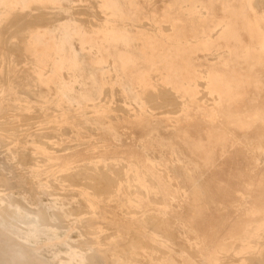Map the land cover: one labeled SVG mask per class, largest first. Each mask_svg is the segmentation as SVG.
<instances>
[{
	"label": "rangeland",
	"instance_id": "1",
	"mask_svg": "<svg viewBox=\"0 0 264 264\" xmlns=\"http://www.w3.org/2000/svg\"><path fill=\"white\" fill-rule=\"evenodd\" d=\"M4 1L5 0H0V5H1L0 6L1 7L0 8V16H1L0 17V22H1L0 23V36H1L0 37V44L3 45V46L0 45V47H1L0 51H1V53L3 52L2 53L3 55L0 54L1 55L0 56V77L2 78V80L5 83L4 87L2 89H0V109H5V110H9V111L11 109H13L10 112L13 115L10 114L9 116H7V118H5V117H4L5 119L2 118V121L0 122V124H1L0 126L6 127L8 129L7 131H9V132L6 131L7 133H5V134H7V136L0 133V139L3 140L2 141L3 142V150L2 151L8 150L10 148H15V147L17 150L21 151V152H18L16 154V160H18V161L15 163L16 167H15V171H14L13 175L15 177L18 176L19 174L21 176H25L26 174L17 172L18 169L28 167V165L31 164V162L35 163L36 160L38 161L39 158H41V156L42 157L50 156V154H44V153H38V154L26 153L25 150H26L27 146H24L23 140L27 141V143L34 144L36 146H38L40 144L39 148L43 147L46 149L48 148V150H53L55 152V154H53V156H51V157H55L56 159H58V157L60 156L57 150H59L61 148L62 149L70 148L69 151L72 150L71 152H73V153L70 152L71 154H69L67 158L61 157V159H59L56 162L57 163L55 165L56 167L55 166L54 167H55V169L58 170L60 168V166L62 167L63 164H65V162L68 159H70V157H71L76 162L81 161L80 163H84V164L86 163L88 165V168H90V169L86 168V170L85 169L82 170L83 172L82 171H75V172H71V173L62 172L63 176L65 178H66V176H68L67 179H71L73 181V182L70 181V183L68 182L67 183L68 186H64V188L68 189L65 192L66 193V197H65L66 203L70 206V208L74 207L73 209H75V210H73V209L72 210L75 211V213H80V212L87 211L86 210L87 204L81 198L77 199V197H75V194H73L74 191H72V190H74V188L77 189L79 187V186L74 185L75 181L76 182L78 181V183H80V184L86 182L85 184H87L89 187H91V191H94V190L96 191V189H99V191L97 190V192L105 193V192L110 191V188H112V187L114 189V186L111 185L114 182L119 181L123 178L127 179V178H129V176H131V172L126 173L125 170H123L120 166H118V168L114 167V169L111 168V166L110 167L108 166V169H110V170H108L107 168L100 167V166H99L100 168H98V169L94 168L93 164H91V163H93V161H91V160H96V159L99 160L100 158H105V157L110 158L112 156L111 158H113V157L118 158L119 157L118 159L120 160V162L121 163L123 162L122 164H124V162H125L124 159L127 160L128 158L129 159L134 158L135 161L137 160V162H139L141 164V172L142 173L145 172L148 174V172H150L151 178L149 176V179L152 181V179L154 178V180L156 179L157 181H160V182L164 179V176H162L161 171H159L157 168H155L153 166V164L159 165V166H161L163 164L161 166V168L166 165L167 167L165 166L166 168L164 167L163 169H168L172 173L174 178H176V179L180 178V179H178L179 182L181 183L182 187L185 190H187L189 193H191L193 191V189L196 186L195 184L199 183V184H197V186L194 190H197V192L199 194H202L203 202H205L203 205V209H198V207H197L196 212L193 213L192 212L193 205L191 203L185 201L179 193L175 192L173 189H170L169 186L163 184L162 185V193L159 195H151L150 199L145 201V203L147 202V204L145 205V203H144V207L146 208V206H147L148 211L149 212L151 211L150 213H153L151 209L154 210V213H158L157 210H159V209H160L159 212H162L163 210L165 211V212L164 211L163 212L167 216V218H164V219H167L166 221H164V219H163V221H159L158 220L159 218H157V217L154 219L148 220V224H152V222H153V224H152L153 230L156 232H152V233L149 231L145 232L144 230H146V228H145V225L143 224L140 216H138L136 218V220L138 222L135 220V221H132L133 223H131V221L130 222L127 220L125 221L123 219H121L123 221H120L121 217L119 215L114 220L105 219L106 221L105 220L103 221V223H102L103 227L102 228L103 229L105 228V229L101 233L102 235L99 236L100 241L103 240L102 243L108 242L111 234L116 233V227H118V226L120 227V225H121L120 228L125 230V232L127 231L128 233L126 232L123 235V237H121L122 239L119 238L117 240V241H119V242H117L118 245L116 242L113 244L114 248H115V252L117 253V255L121 254L120 256L127 257L130 254V252H128V251L131 250L133 245H136V239H134V238H137L135 235L138 232L139 234H142L143 236L145 235L144 237L145 238L147 237L146 239H148L152 244H155V246L158 249L161 248L160 250H162L163 252L166 249L169 250L167 252L165 251L167 254H166V257L163 260V262H154V264H168V263L170 264L171 262H172L171 264H175V263L176 264H202L201 257L200 258L197 257V250L196 249H195L196 251L189 250L190 248H189V245L186 241V238H182V235H178L179 233H178V230L176 227L180 225V223H181L180 221H183V222L187 221V222L192 223L194 225V227L199 231L200 236H201L200 240L202 242L199 249L203 253V255L205 256V258L210 260L211 264H216L215 263L216 261H218L219 264H228V263L231 264V262H232V264H254V263L255 264H259V263L263 264L264 262H262V261L264 260V256H263V254H264V235H259V232L264 231V160H263L264 159V133H261V136H259L258 135L259 132L257 133V131L251 130V133L249 136L250 138H246V140L248 142H250L252 145L250 147H247L246 149L244 147H236L235 148V153H238L241 155V156H239L241 161H243V158L245 159V163L240 165V169H239L238 174H240L241 177L238 179H233L230 177V168H229V164L227 163V160H229L230 157L228 158V152H227V148L225 146H220V157L223 159V162H221V165L219 162L218 163L219 166L217 165L218 166L217 168L216 167H212L213 169L206 168L205 165H203V163L202 164L198 163V165H197L196 162H194V160L192 158L194 156L189 152V150L187 151L188 147L186 149V147L180 141L181 140L180 138H182L184 140H186L188 138H192V137H193V139H198V138L200 139L202 136L206 137V139L211 138V137H207V134L209 135V134H213L215 132V131L211 130V123L212 124H215V123L218 124L219 122L225 123V122H228L229 119L231 118V114L227 111V108L225 107V105H219V103H217V101L215 102L213 100L206 99L204 97L205 95L202 96V94L199 92V87H198V85L196 86V84L190 83L185 88L184 84L177 81L180 77H182V75H181L182 69L179 67L162 66L161 65V63L163 62L162 59L160 60V62L156 61V63H157L156 66L149 68V69L153 70L152 74H146V73L140 74V72L142 70H144V68L139 67V70H138L137 67L133 68V67H126V66H122V67H120V66H116V67L115 66H107L106 68H104V71L106 73L104 74V76H100V77H98L97 75L84 73L82 70V67H70V68L66 67L62 71L63 74H61L58 71V67L60 66L61 62H63V61L69 62L70 61V53L68 51L66 52V49L70 48V23H69L70 22V0H30V2H28V0H6L5 2ZM84 4L85 3H83L82 0H79L76 3V8L81 7ZM101 5L102 4H98V10L99 11H103V8ZM36 8H37V10H36ZM39 12H40V14H39ZM18 14H20V15H18ZM58 14H60V15H58ZM33 15H35V16H33ZM37 15H40V16H37ZM41 15H42V17H41ZM36 17H38V18H36ZM41 18L42 19L44 18V19L42 20ZM45 20H47V21H45ZM31 21L34 24L33 23L31 24ZM18 25H19V27H18ZM21 25H22V27H21ZM34 25H36L37 27ZM26 27H27V29H26ZM6 28L8 31L6 30ZM25 29L27 30V31H25L26 34L23 31ZM6 31H7V34H4V32L6 33ZM19 32L21 35L23 34L24 36L21 37L19 35ZM11 33H14V34L16 33V36H18V37H13L14 34H11ZM62 33H64V34H62ZM36 34L39 37H35ZM59 34H62L63 38H64L61 45H59V43H58ZM19 36H20V38H19ZM2 37H3V40L1 39ZM17 38L20 39L19 42H18ZM23 38L25 40H23ZM6 40L8 41L9 44L11 42V44H13V45H8V47H7L8 43H6ZM20 42H22V43H20ZM14 44H15V46H14ZM17 44L18 45L20 44V46H24L25 48L24 47L22 48L24 50L23 51H22V49L20 50V48H21L20 46H18V48H17L18 50H16ZM6 48H7V50H6ZM2 49H4V50H2ZM19 50H20V52H18ZM5 51H7L6 52L7 54L5 55V57H3ZM11 51H13L14 54L11 53ZM21 52H24V53H21ZM55 53H56V55H55ZM20 54L21 55L23 54L22 57ZM24 56H25V58H24ZM15 57H17V60ZM27 57L30 59H27ZM5 58H7V59H5ZM23 58H24V60H23ZM2 61L6 64H4ZM18 61L20 62V65H18L19 64ZM21 61H22V64H21ZM33 62L35 64H33ZM11 63H14V64H11ZM49 63H50V65H49ZM5 65H6V67H5ZM28 65H29V67H28ZM23 67H25V69H23ZM129 68H131V69H129ZM136 69L139 71V77H141L140 84H137L136 83L137 81H134L135 76H134V74L131 73V72H133V70H136ZM127 70H128V72H127ZM2 71H3V73H2ZM29 72H30V74H29ZM142 72H144V71H142ZM166 72L168 74H166ZM24 73H26V74H24ZM33 73H34V76H33ZM3 74H4V76H3ZM22 74H24L25 76L24 75L22 76ZM130 74H132L133 77ZM69 75H70V78L76 80V83H75L74 88L70 89L69 91H66V90L61 88V85H60L61 84V77L64 76L67 79V78H69L68 77ZM117 75H119L120 77ZM162 79H164V82H162ZM99 80H100V82H99ZM110 80H112V81H110ZM158 85L159 86L163 85V87H172L173 92L176 93L177 95H179V93H181V92L186 93L187 96L190 97V99L188 100L187 113L185 112L186 110H184V111L182 110L179 113L177 112L176 115L175 114L174 115L169 114L168 112H170L173 109L176 110V107L170 106V108H168V104L166 105L167 101L169 100L168 97L164 98V96H163L162 99L156 100L158 102L152 101V103H155V105L151 103V100L147 101L148 96L150 94H152V92H156L159 89ZM116 87H117V89H120V90H117ZM202 90H205V89H202ZM116 91H120V92L117 93ZM206 91H210V88L207 87ZM103 92H105V93H103ZM106 93H107V95H106ZM199 95H201V96H199ZM121 96H123V97H121ZM197 96L202 97V99L201 98L198 99L200 103L198 102V100H196ZM163 99H165L164 101L166 103H164ZM207 101L210 104L207 103ZM252 101L255 102L258 100H252ZM260 101H261V103L264 102V100H260ZM118 102H120V103H118ZM204 102H206V103H204ZM160 103H162V105ZM163 103L166 105V106L165 105L164 106L167 107L170 111H168L167 108H164ZM87 104H88V106H87ZM96 104H98V105H96ZM115 104H117V105H115ZM118 104H119V106H118ZM158 104L160 106H163V108L159 109L160 106ZM201 104H203V105H201ZM4 105H5V108H4ZM151 105L156 106V108H158V109L155 110L156 108L154 106H153V108L150 107ZM192 105H194V106L191 107ZM210 105H211V107H210ZM117 106L121 107V109L123 108L122 111H121V109L119 110V108H117ZM207 107H208V109H206ZM27 108H29V109H27ZM84 108H86V109H84ZM136 108H137V110H136ZM150 108H152V109L150 110ZM85 111H87V112H85ZM123 111H124V113H126L125 115H124ZM156 111H158L159 113H157ZM165 111H168V112H165ZM27 112H29V113H27ZM88 112H90V113H88ZM76 113L78 114V116ZM24 114L29 115V116H26V119H25ZM34 114H36L37 117ZM38 114L40 115V117H38L39 116ZM50 114H52V115H50ZM64 114H66V115H64ZM75 114H76V116H75ZM109 114H111V115H109ZM193 114H195V115H193ZM72 115H74V116H72ZM198 115H200V116H198ZM138 116L139 117L141 116V118H138ZM194 116H195V118H194ZM197 116L200 119H198ZM22 117L26 121H23L24 119ZM27 117H28V119H27ZM69 117H70V119H68ZM109 117H111L112 119ZM113 117L116 119L115 121L113 120L114 119ZM169 117H171V118H169ZM34 118H37V119H34ZM96 118H98V119H96ZM126 118H127V120H126ZM154 118H156V119H154ZM162 118H165V119H162ZM224 118H226V119H224ZM83 119H85V120H83ZM101 119L102 120L104 119V120L102 121ZM134 119H135V121H134ZM147 119H149V120H147ZM171 119H172V121H171ZM194 119L195 120L198 119V120H196L197 122ZM263 119H264V115L251 114V115L247 116V121L250 122L251 125H254V126H258V122L262 124L260 126H264V120ZM123 120H125V121H123ZM141 120H142V123H141ZM144 120L146 121V123ZM62 121L63 122L65 121V123L63 124ZM155 121L157 122V124ZM165 121H167V122H165ZM172 122H174V123H172ZM175 122L176 123L178 122V123L176 124ZM2 123H4L5 126ZM9 123H11V124H9ZM32 123H35V124L33 125ZM83 123H84V125H83ZM168 123H171V124H168ZM187 123L188 124L191 123L192 125L190 124V126H189ZM183 124H185V125H183ZM25 125H26V127H25ZM57 125H59L58 129L55 128V127H57ZM17 126L20 127V129H22V130L24 128V130L23 131L21 130V132L16 131ZM35 126H36V128H34ZM171 126H174V128L171 129ZM65 127H67V128H65ZM28 128H30V129L27 130ZM124 128H127V129H124ZM194 128H198V130H194ZM63 129H65V131ZM120 129L122 131H120ZM185 129H186V131H185ZM77 130H79V131H77ZM153 130H154V133H153ZM75 131L78 133L77 135H75L76 134ZM85 131H86V133H85ZM110 131H112V132H110ZM116 131H117V133L120 132L119 133L120 135L115 134ZM124 131H125V133H124ZM109 132H110V134H109ZM183 132H188L190 137H187ZM48 133L53 134V136L51 134H48ZM59 133L64 135V136L60 135ZM146 133H148V135ZM160 133H161V135H160ZM164 133H166L167 135ZM121 134H122V136H121ZM125 134H127V135L125 136ZM169 134H171V135H169ZM22 135H23V137H25V136H27V137L23 138ZM39 135H42V136L47 135L48 137H50V135H51L52 138L50 137V138L46 139L45 137H41V139H40ZM54 135H55V137H54ZM96 136H98L99 138ZM130 136H131V138H130ZM168 136L171 139H169ZM172 136H173V138H172ZM29 137H31L30 139H32V140H30ZM43 138H45V139L43 140ZM97 138L99 140H97ZM104 138H106V139L104 140ZM26 139H28V140H26ZM65 139H67V140H65ZM133 139H134V141H133ZM21 140H22V142H21ZM15 142H18V143H16V146H15ZM55 142H56V146L54 145ZM73 142H75V143H73ZM115 142H117V143H115ZM43 143H44V145H43ZM71 143H73V144H71ZM253 143L256 145H254ZM57 144L61 145V146H58ZM62 144H66V145L62 146ZM74 144L77 147L74 146ZM102 144H103V146H101ZM108 144H110V145H108ZM69 145H70V147H69ZM171 145H172V147H171ZM9 146H11V147L9 148ZM17 146H19V147H17ZM51 146L53 147V149H50ZM64 146H65V148H64ZM130 146H132V147H130ZM143 146H146V147H143ZM57 147H59V148H57ZM72 147H74V148H72ZM94 147H95V150H94ZM134 147H135V149H133ZM20 149H22V150H20ZM88 149L89 150L91 149V150L88 151ZM103 149H106V150H103ZM180 149H181V151H180ZM99 150H101V151H99ZM182 150L184 152H182ZM87 151H88V153H87ZM56 152H57V154H56ZM163 152H164V154H163ZM189 153L191 156L187 155ZM243 153L245 155H247L248 157L247 158L242 157ZM142 154H143V156H142ZM20 155H21V157H19ZM27 155H28L29 159H28ZM259 155L262 157H259ZM166 156H167V158H166ZM188 156L190 157V159ZM148 157H149V159H148ZM259 158L261 159V162H260ZM3 160H5V156H3ZM26 161H27V163H26ZM147 161H148V163H147ZM155 161H158V162H155ZM162 161H163V163H162ZM89 162H90V164H89ZM190 162H191V164H190ZM259 163H260V165H259ZM177 165H178V168L175 167ZM201 165L203 167H201ZM18 166H20V167H18ZM168 166H169V168H168ZM193 166H195V167H193ZM92 167H93V169H92ZM119 167H120V169H122L124 171V173L122 170L119 169ZM142 167H144V168H142ZM191 167H192V169H191ZM199 167H200V169L201 168H203V169L200 170ZM176 168H177V170H176ZM182 168H183V170H182ZM218 168H219V170L221 169L220 174L218 173L219 171H217ZM243 168L246 169L244 174L242 172ZM106 169H107V171H106ZM101 170H103V171H101ZM144 170H146V171H144ZM205 170H207V171H205ZM104 171L106 173H104ZM184 171H185V173H184ZM189 171H190V173H189ZM216 171H217V173H216ZM77 172L80 174H78ZM213 172H215V173H213ZM16 173H18V174H16ZM91 173L93 176L91 175ZM94 173L96 175L95 178H94ZM101 173L105 174L106 176H104ZM109 174L114 176L116 181ZM124 174H127V176H125ZM185 174H187L188 176ZM204 174H205V176H204ZM212 174H214L215 176L220 175L221 177L220 176L214 177V175H212ZM84 175H85V177H84ZM122 175H124V176H122ZM199 175H201L200 177H204V178H199ZM118 176L120 177V179L118 178ZM111 177H112V180H111ZM189 177H191V178H189ZM208 177H213L214 182H213L212 178L208 179ZM78 178H79V180H78ZM215 178H216V180H215ZM99 179H100V181H99ZM103 179L104 180L106 179V180H105V183L103 181V184H102L101 181ZM202 179H204V180L206 179L205 182H203ZM218 179L219 180L223 179L224 181H222V182L226 183L225 186L223 184H221L222 183L221 181L219 183ZM109 180L111 182L113 180L114 181H113V183L110 182L111 184L109 185V182H106ZM207 180H208V182H207ZM14 181H15V179H14ZM14 181H11V184H13ZM194 181H196V182H194ZM215 181H217V182H215ZM90 182H91V184H90ZM210 182H211V184H210ZM104 184H108L110 186V188H109V186L104 185ZM57 185H59V184H56V186ZM73 185L76 187H74ZM103 185L105 187H103ZM211 185H213V187H210ZM69 186H73L74 188L71 187L72 190H70ZM193 186H194V188H193ZM58 187H60V186H58ZM198 188L199 189L201 188V189L199 190ZM213 188H215V192H214ZM113 189H111V191ZM203 190L206 193L203 192ZM209 190H211V191L207 192ZM216 190L218 192H216ZM212 192H214V195ZM241 192H242V194H240ZM243 192H245V193L243 194ZM250 192H251V195H249ZM207 193H210V194H208L209 197L207 196ZM218 193H220V194H218ZM204 195H206V196H204ZM216 195L218 196V198L215 197ZM162 196L163 197L166 196V197L163 198ZM211 197H212L213 201H212ZM220 197H222V198H220ZM249 197L252 199H250ZM72 198H73V200H72ZM152 198H154V199H152ZM156 198H158V199H156ZM214 198H216L218 201L216 199L214 200ZM163 199L165 200V202L163 201ZM69 200H70V203H69ZM151 200H152V202H151ZM179 201L181 202V204ZM157 202H159L160 205ZM172 202H175V203H172ZM176 202L179 204H177ZM238 202H241V203H238ZM243 202L244 203L247 202V204L246 203L244 204ZM168 203H169V205H168ZM214 203H216V204H214ZM248 203H250V204H248ZM74 205L75 206L78 205V206H76L77 209ZM157 205H159V206H157ZM207 205L209 206V208ZM220 206H222V207H220ZM242 206L244 207V209ZM109 208H110L109 206L105 207L104 211H103L105 214L104 216H107L108 218H110L111 215L112 216L114 215L112 208L111 209H109ZM247 209L249 210V212ZM108 210H109V213L106 214V212ZM241 211H243V212H241ZM244 211H245V213H244ZM172 214H173V217H171ZM238 215H239V217H238ZM168 219L171 220L172 222L169 221ZM174 219H176L179 224H176L175 222H173ZM242 219H244V221ZM245 220H247V222ZM108 221H110V222H108ZM123 222H124V224H123ZM141 222H142V224H141ZM168 222L170 223L169 224L170 227L168 226ZM119 223H120V225H119ZM109 224H110V227H109ZM92 225L95 226L94 222L90 221L88 224L89 229L87 231V233H89L88 234L89 237H91L90 233H92L91 228L94 227ZM112 225H113V227H111ZM236 225H239V226H236ZM134 226H136V227H134ZM158 226H160L161 231H160V228ZM235 226H236V228H235ZM123 227L126 229H124ZM140 227H142V229H140ZM108 229H110V230H108ZM130 229H131V231H130ZM89 230H90V232H89ZM109 231L113 232V233H110ZM227 231H228V233H227ZM105 232H107V233H105ZM140 232H142V233H140ZM108 233H109V235H108ZM166 233H169V234L171 233V234L169 235ZM172 233H174V234L172 235ZM179 238L181 241L183 239L184 240L181 242L179 240ZM162 240H166V241H162ZM173 241L174 242L176 241V242L174 243ZM260 241H261V243H260ZM128 242H130V243H128ZM171 242H173V243H171ZM172 244H174V245H172ZM180 244H182V245H180ZM210 244H211V246H210ZM176 246H178V247H176ZM181 246H183V247H181ZM185 246H186V248H185ZM173 247L174 248L175 247L180 248V250L174 249ZM210 247H211V249H209ZM123 251H126V252H123ZM194 253H196V255ZM124 254H126V256ZM173 254H175V255H173ZM104 255H105L104 256V262L106 264H117L114 260H112V259L110 260L106 250L104 251ZM172 255L174 256L175 260H174ZM231 255H232V257H231ZM175 256H177L178 258ZM186 257H188L190 260L188 258L186 259ZM254 257H256V259H258L259 261L261 259L262 260L259 262ZM197 258L200 260V262ZM250 258H251V260H250ZM252 258H254V259H252ZM195 259H196V261H195ZM169 260H171V261H169ZM255 260H256V262H254ZM251 261H253V263H251Z\"/></svg>",
	"mask_w": 264,
	"mask_h": 264
},
{
	"label": "bare ground",
	"instance_id": "2",
	"mask_svg": "<svg viewBox=\"0 0 264 264\" xmlns=\"http://www.w3.org/2000/svg\"><path fill=\"white\" fill-rule=\"evenodd\" d=\"M6 1V0H5ZM4 1V2H5ZM83 1V0H82ZM85 1V0H84ZM92 1V0H91ZM15 2V1H14ZM23 2V1H22ZM28 2H30V0H28ZM128 2V1H127ZM260 2V1H259ZM2 3V2H1ZM27 3V2H26ZM89 3V2H88ZM142 3H143V1H142ZM16 4V3H15ZM24 4V3H23ZM63 4V3H62ZM123 4V3H122ZM256 4V3H255ZM152 5V4H151ZM1 6V5H0ZM164 6V5H163ZM211 6V5H210ZM252 6H253V3H252ZM73 7H75V6H73ZM95 7V6H94ZM160 7V6H159ZM165 7V6H164ZM213 7V6H212ZM1 8V7H0ZM4 8V7H3ZM32 8V7H31ZM149 8V7H148ZM11 9V8H10ZM9 9V10H10ZM144 9V8H143ZM152 9H153V7H152ZM159 9V8H158ZM161 9H163V8H161ZM161 9H159V10H161ZM211 9V8H210ZM264 9V8H263ZM36 10H37V8H36ZM35 10V11H36ZM87 10V9H86ZM119 10H120V8H119ZM131 10V9H130ZM145 10V9H144ZM212 10V9H211ZM15 11V10H14ZM24 11V10H23ZM77 11V10H76ZM122 11V10H121ZM89 12V11H88ZM97 12V11H96ZM214 12V11H213ZM4 13V12H3ZM36 13V12H35ZM45 13V12H44ZM72 13V12H71ZM145 13V12H144ZM147 13V12H146ZM212 13V12H211ZM214 13H216V12H214ZM217 13H219V12H217ZM2 14V13H1ZM39 14H40V12H39ZM74 14V13H73ZM80 14V13H79ZM135 14V13H134ZM232 14V13H231ZM18 15H20V14H18ZM24 15V14H23ZM22 15V16H23ZM44 15V14H43ZM46 15V14H45ZM48 15V14H47ZM58 15H60V14H58ZM71 15V14H70ZM86 15V14H85ZM97 15V14H96ZM219 15V14H218ZM15 16V15H14ZM27 16V15H26ZM33 16H35V15H33ZM37 16H40V15H37ZM79 16V15H78ZM101 16V15H100ZM137 16V15H136ZM225 16V15H224ZM1 17V16H0ZM17 17V16H16ZM41 17H42V15H41ZM44 17V16H43ZM72 17V16H71ZM89 17V16H88ZM98 17V16H97ZM127 17V16H126ZM139 17V16H138ZM144 17V16H143ZM179 17V16H178ZM231 17V16H230ZM15 18V17H14ZM23 18V17H22ZM36 18H38V17H36ZM91 18V17H90ZM99 18V17H98ZM132 19H133V17H131ZM156 18V17H155ZM217 18V17H216ZM11 19V18H10ZM42 19V18H41ZM44 19V18H43ZM42 19V20H43ZM47 19V18H46ZM64 19V18H63ZM138 19V18H137ZM142 19V18H141ZM24 20V19H23ZM38 20V19H37ZM118 20V19H117ZM35 21V20H34ZM40 21V20H39ZM38 21V22H39ZM45 21H47V20H45ZM60 21V20H59ZM140 21V20H139ZM152 21H154V20H152ZM203 21V20H202ZM23 22V21H22ZM25 22V21H24ZM36 22V21H35ZM50 22V21H49ZM102 22V21H101ZM134 22V21H133ZM233 22H235V20L233 21ZM1 23V22H0ZM17 23V22H16ZM33 22L31 21V24H32ZM42 23V22H41ZM70 23V22H69ZM19 24V23H18ZM21 24V23H20ZM34 24V23H33ZM48 24V23H47ZM46 24V25H47ZM75 24V23H74ZM89 24V23H88ZM4 25V24H3ZM42 25V24H41ZM45 25V26H46ZM100 25V24H99ZM232 25V24H231ZM11 26V25H10ZM9 26V27H10ZM14 26V25H13ZM16 26V25H15ZM30 26V25H29ZM34 26H36V25H34ZM83 26V25H82ZM86 26V25H85ZM89 26V25H88ZM92 26V25H91ZM213 26V25H212ZM8 27V28H9ZM18 27H19V25H18ZM21 27H22V25H21ZM31 27V26H30ZM37 27V26H36ZM39 27V26H38ZM92 27H94V26H92ZM102 27H103V25H102ZM125 27V26H124ZM141 27V26H140ZM17 28V27H16ZM84 28V27H83ZM88 28V27H87ZM126 28V27H125ZM165 28V27H164ZM23 29V28H22ZM26 29H27V27H26ZM23 30L24 31V33L26 34V32L25 31H27V30ZM41 29V28H40ZM46 29V28H45ZM95 29V28H94ZM99 29V28H98ZM166 29H167V27H166ZM165 29V30H166ZM171 29V28H170ZM186 29H189V28H186ZM192 29V28H191ZM6 30H7V28H6ZM10 30V29H9ZM15 30V29H14ZM31 30V29H30ZM88 30H89V28H88ZM91 30V29H90ZM128 30V29H127ZM184 30V29H183ZM8 31V30H7ZM7 31H6V33L4 32V34H7ZM33 31V30H32ZM131 31V30H130ZM149 31V30H148ZM152 31V30H151ZM181 31V30H180ZM194 31H196V29L194 30ZM11 32V31H10ZM21 32V31H20ZM20 32H19V35L21 36V37H23L24 35L22 34H20ZM47 32V31H46ZM52 32V31H51ZM63 32V31H62ZM91 32V31H90ZM166 32V31H165ZM190 32H191V30H190ZM189 32V33H190ZM134 33V32H133ZM147 33V32H146ZM161 33V32H160ZM172 33V32H171ZM174 33V32H173ZM182 33H184V32H182ZM11 34H14V33H11ZM62 34H64V33H62ZM62 34H59V41H58V43H59V45H61L62 44V41H63V35ZM15 35V36H14ZM13 35V37H18V36H16V33ZM132 35V34H131ZM134 35V34H133ZM169 35V34H168ZM177 35V34H176ZM175 35V36H176ZM189 35V34H188ZM207 35V34H206ZM20 36H19V38H20ZM45 36V35H44ZM57 36V35H56ZM73 36V35H72ZM145 36V35H144ZM163 36V35H162ZM186 36H187V33H186ZM185 36V37H186ZM190 36V35H189ZM201 36V35H200ZM1 37V36H0ZM35 37H39L37 34L35 35ZM126 37V36H125ZM138 37V36H137ZM58 38V37H57ZM128 38V37H127ZM130 38V37H129ZM135 38V37H134ZM147 38V37H146ZM159 38V37H158ZM171 39H173L172 37H170ZM189 38V37H188ZM205 38V37H204ZM2 40H3V37L1 38ZM6 39V38H5ZM22 39V38H21ZM27 39V38H26ZM126 39V38H125ZM185 39V38H184ZM17 40H18V42H19V40L20 39H18L17 38ZM23 40H25L24 38H23ZM34 40V39H33ZM57 40V39H56ZM123 40H124V38H123ZM150 40V39H149ZM174 40V39H173ZM183 40V39H182ZM187 40V39H186ZM241 40H243V39H241ZM5 41V40H4ZM22 41V40H21ZM35 41V40H34ZM127 41V40H126ZM134 41V40H133ZM135 41H136V39H135ZM158 41H160V40H158ZM24 42V41H23ZM36 42V41H35ZM131 42V41H130ZM219 42V41H218ZM221 42V41H220ZM2 43V42H1ZM6 43H8V41L6 40ZM20 43H22V42H20ZM25 43V42H24ZM40 43V42H39ZM213 43V42H212ZM248 43V42H247ZM123 44V43H122ZM128 44V43H127ZM139 44V43H138ZM203 44V43H202ZM220 44V43H219ZM245 44V43H244ZM1 45V44H0ZM8 45H13V44H11V42H10V44L8 43L7 44V47H8ZM137 45V44H136ZM218 45V44H217ZM216 45V46H217ZM255 45V44H254ZM1 46H3V45H1ZM14 46H15V44H14ZM18 46H20V44L18 45L17 44V46H16V50H18L17 48H18ZM195 46V45H194ZM202 46V45H201ZM6 47V46H5ZM21 48H20V50L24 47V46H20ZM79 47V46H78ZM129 47V46H128ZM151 47V46H150ZM154 47V46H153ZM189 47V46H188ZM196 47V46H195ZM3 48V47H2ZM25 48V47H24ZM34 48V47H33ZM173 48V47H172ZM176 48V47H175ZM242 48V47H241ZM0 49H1V47H0ZM74 49V48H73ZM78 49V48H77ZM85 49V48H84ZM139 49V48H138ZM257 49V48H256ZM2 50H4V49H2ZM6 50H7V48H6ZM20 50L18 51V52H20ZM24 49H22V51H23ZM79 50V49H78ZM87 50V49H86ZM123 50V49H122ZM202 50V49H201ZM15 51V50H14ZM118 51V50H117ZM129 51H131V50H129ZM128 51V52H129ZM134 52L136 51V50H133ZM133 51H131V53L133 52ZM198 51V50H197ZM7 51H5V53H4V56L3 57H5V55L7 54L6 53ZM9 52V51H8ZM3 53V52H2ZM1 53V51H0V54L1 55H3ZM10 53V52H9ZM11 53H13V51H11ZM21 53H24V52H21ZM118 53V52H117ZM136 53V52H135ZM151 53V52H150ZM159 53V52H158ZM14 54V53H13ZM116 54V53H115ZM133 54V53H132ZM188 54V53H187ZM196 54V53H195ZM218 54V53H217ZM0 55V56H1ZM21 55V54H20ZM23 55V54H22ZM22 55H21V57H22ZM25 55V54H24ZM55 55H56V53H55ZM134 55V54H133ZM132 55V56H133ZM137 55V54H136ZM229 55V54H228ZM19 56V55H18ZM17 56V57H18ZM26 56V55H25ZM25 56H24V58H25ZM53 56V55H52ZM169 56V55H168ZM176 56V55H175ZM202 56V55H201ZM214 56H216V54L214 55ZM7 57V56H6ZM17 57H15L16 58V60H17ZM94 57V56H93ZM137 57V56H136ZM156 57H157V55H156ZM184 57V56H183ZM8 58V57H7ZM7 58H5V59H7ZM24 58H23V60H24ZM58 58V57H57ZM147 58V57H146ZM176 58V57H175ZM187 58V57H186ZM195 58V57H194ZM199 58H200V56H199ZM202 59L204 58L203 56L201 57ZM235 58H237V57H235ZM234 58V60H236ZM3 59V58H2ZM27 59H30V58H28L27 57ZM92 59V58H91ZM93 59H95V58H93ZM116 59H117V56H116ZM171 59V58H170ZM19 60V59H18ZM84 60V59H83ZM136 60V59H135ZM154 60H155V58H154ZM161 60V59H160ZM174 60V59H173ZM4 61V60H3ZM2 61V62H3ZM50 61V60H49ZM171 61V60H170ZM191 61V60H190ZM6 62V61H5ZM16 62V61H15ZM14 62V63H15ZM19 62V61H18ZM117 62V61H116ZM119 62V61H118ZM137 62V61H136ZM139 62V61H138ZM160 62V61H159ZM167 62V61H166ZM4 63V62H3ZM14 63H11V64H14ZM70 61L69 62H67V61H63V62H61V64H60V66L58 67V71L61 73V74H63L62 73V71L64 70V68H66V67H73L72 66V64L70 65ZM146 63V62H145ZM235 63V62H234ZM4 64H6V63H4ZM21 64H22V61H21ZM33 64H35L34 62H33ZM88 64V63H87ZM86 64V65H87ZM100 64V63H99ZM137 64V63H136ZM203 64V63H202ZM18 65H20V62H19V64ZM49 65H50V63H49ZM118 65H120V63L118 64ZM140 65H141V62H140ZM166 65V64H165ZM200 65V64H199ZM89 66V65H88ZM138 66V65H137ZM170 66V65H169ZM234 66H236V65H234ZM3 67V66H2ZM5 67H6V65H5ZM28 67H29V65H28ZM91 68V67H90ZM95 68V67H94ZM23 69H25V67H23ZM49 69V68H48ZM57 69V68H56ZM129 69H131V68H129ZM186 69V68H185ZM31 70V69H30ZM96 70V69H95ZM137 70V69H136ZM236 70V69H235ZM240 70V69H239ZM261 70V69H260ZM25 71V70H24ZM28 71V70H27ZM26 71V72H27ZM132 71V70H131ZM187 71V70H186ZM198 71V70H197ZM238 71V70H237ZM127 72H128V70H127ZM136 72V71H135ZM2 73H3V71H2ZM1 73V74H2ZM43 73V72H42ZM49 73V72H48ZM236 73V72H235ZM242 73H243V71H242ZM261 73V72H260ZM24 74H26V73H24ZM24 74H22V76L24 75ZM29 74H30V72H29ZM156 74V73H155ZM154 74V75H155ZM204 74V73H203ZM226 74V73H225ZM248 74V73H247ZM6 75V74H5ZM130 75H132V74H130ZM157 75V74H156ZM206 75V74H205ZM240 75H242V74H240ZM3 76H4V74H3ZM25 76V75H24ZM31 76V75H30ZM33 76H34V73H33ZM44 76V75H43ZM113 76V75H112ZM117 76H119V75H117ZM152 76V75H151ZM178 76V75H177ZM69 78H65L64 76H62L61 77V88L62 89H64V90H66V91H69L70 89H72V88H74V86H75V83H76V80H74V79H72V78H70V75L68 76ZM87 77V76H86ZM107 77V76H106ZM114 77V76H113ZM120 77V76H119ZM133 77V76H132ZM256 77V76H255ZM254 77V78H255ZM23 78V77H22ZM25 78V77H24ZM43 78V77H42ZM83 78V77H82ZM254 78H251L252 79V81L254 80ZM50 79V78H49ZM113 79V78H112ZM153 79V78H152ZM5 80V79H4ZM52 80V79H51ZM240 80V79H239ZM244 80V79H243ZM247 79H245V81H246ZM6 81V80H5ZM54 81V80H53ZM110 81H112V80H110ZM119 81V80H118ZM130 81V80H129ZM199 81V80H198ZM252 81H251V83H252ZM133 82V81H132ZM204 82H205V80H204ZM229 82V81H228ZM235 82H238V81H235ZM254 82V81H253ZM118 83V82H117ZM121 83V82H120ZM198 83V82H197ZM248 85H246V86H248L249 87V83L248 82H246ZM4 81L2 80V78L0 77V89H2L3 87H4ZM53 84V83H52ZM185 84V83H184ZM202 84H204V83H202ZM239 84V83H238ZM242 84V83H241ZM59 85V84H58ZM132 85V84H131ZM227 85V84H226ZM119 86V85H118ZM117 86V87H118ZM159 86V85H158ZM198 86H199V83H198ZM241 86V85H240ZM245 86V87H246ZM117 87H116V89H117ZM204 87V86H203ZM229 87V86H228ZM243 87V86H242ZM158 89V88H157ZM59 90V89H58ZM105 90V89H104ZM117 90H120V89H117ZM34 91V90H33ZM52 91V90H51ZM37 92V91H36ZM117 93L118 92H120V91H116ZM139 92V91H138ZM200 92V91H199ZM251 92V91H250ZM103 93H105V92H103ZM116 93V94H117ZM151 93V92H150ZM52 94V93H51ZM145 94V93H144ZM143 94V95H144ZM232 94V93H231ZM250 94V93H249ZM253 94V93H252ZM105 95V94H104ZM106 95H107V93H106ZM122 95V94H121ZM149 95V94H148ZM204 95H206V94H204ZM227 95V94H226ZM248 95V94H247ZM64 96V95H63ZM62 96V97H63ZM117 96V95H116ZM163 96H164V98L166 97H168L169 98V100L167 101V103L164 101L165 99H163V101H164V103H166V105L168 104V108H170V106L171 107H176V110L175 109H173V110H169L167 107H165L166 105L163 103V106H164V108H167V110L168 111H170V112H168V111H165V112H168L169 114H175L176 115V113L178 112H180V111H182V110H184V101L183 100H181V98H180V96L179 95H177L176 93H174V92H172V91H170V88H164L163 87V85H161V86H159V89L156 91V92H152V94H150L149 96H148V99H147V101H150L151 100V103H152V101L154 102H158V101H156V100H158V99H162L163 98ZM200 96V95H199ZM203 96V95H202ZM225 96V95H224ZM15 97V96H14ZM120 97V96H119ZM121 97H123V96H121ZM140 97V96H139ZM147 97V96H146ZM205 97V96H204ZM207 97V96H206ZM205 97V98H206ZM228 97V96H227ZM252 97V96H251ZM110 98V97H109ZM200 98V97H199ZM214 98H216L215 96H214ZM249 98V97H248ZM262 98V97H261ZM14 99V98H13ZM65 99V98H64ZM103 99V98H102ZM101 99V100H102ZM142 99V98H141ZM145 99V100H146ZM201 99H202V97H201ZM200 99V100H201ZM206 99H208V97L206 98ZM217 99V98H216ZM196 100H198V99H196ZM210 100V99H209ZM227 100V99H226ZM56 101V100H55ZM54 101V102H55ZM146 101V102H147ZM215 102H216V100H214ZM5 102V101H4ZM145 102V101H144ZM169 102V103H168ZM198 102H199V100H198ZM197 102V103H198ZM212 102V101H211ZM2 103V102H1ZM88 103V102H87ZM97 103V102H96ZM104 103V102H103ZM118 103H120V102H118ZM195 103V102H194ZM200 103V102H199ZM202 103V102H201ZM204 103H206V102H204ZM207 103H209L208 101H207ZM237 103V102H236ZM263 103V102H262ZM146 104V103H145ZM152 104H154L155 105V103H152ZM157 104V103H156ZM161 105H162V103H160ZM210 104V103H209ZM208 104V105H209ZM61 105V104H60ZM67 105V104H66ZM65 105V106H66ZM96 105H98V104H96ZM107 105V104H106ZM115 105H117V104H115ZM143 105V104H142ZM150 105V104H149ZM153 105V106H154ZM159 105V104H158ZM201 105H203V104H201ZM200 105V106H201ZM40 106V105H39ZM85 106V105H84ZM87 106H88V104H87ZM91 106V105H90ZM95 106V105H94ZM118 106H119V104H118ZM117 106V108H119V110L121 109V107H118ZM153 106L151 105L150 107H152L153 108ZM160 106V105H159ZM158 106V107H159ZM163 106H160L159 107V109L160 108H163ZM194 105H192L191 107H193ZM9 107V106H8ZM26 107V106H25ZM28 107V106H27ZM43 107V106H42ZM45 107V106H44ZM63 107V106H62ZM133 107V106H132ZM155 108H156V106H154ZM178 107V108H177ZM203 107V106H202ZM210 107H211V105H210ZM209 107V108H210ZM213 107V106H212ZM4 108H5V105H4ZM64 108V107H63ZM115 108V107H114ZM116 108V109H117ZM152 108H150V110L152 109ZM154 108V109H155ZM204 108V107H203ZM27 109H29V108H27ZM33 109V108H32ZM31 109V110H32ZM40 109V108H39ZM50 109V108H49ZM84 109H86V108H84ZM101 109V108H100ZM104 109V108H103ZM106 109V108H105ZM123 109V108H122ZM122 109H121V111H122ZM158 108H156L155 110H157ZM172 109V108H171ZM206 109H208V107L206 108ZM256 109V108H255ZM11 110H13V109H11ZM11 110L9 111V110H5V109H0V122L2 121V118H7V116H9L11 113ZM15 110V109H14ZM24 110V109H23ZM34 110V109H33ZM77 110V109H76ZM118 110V109H117ZM125 110V109H124ZM136 110H137V108H136ZM215 110V109H214ZM25 111V110H24ZM74 111V110H73ZM72 111V112H73ZM216 111V110H215ZM38 112V111H37ZM85 112H87V111H85ZM91 112V111H90ZM90 112H88V113H90ZM118 112V111H117ZM157 113H159L158 111H156ZM233 112V111H232ZM23 113V112H22ZM27 113H29V112H27ZM107 113V112H106ZM109 113V112H108ZM123 113H124V111H123ZM128 113V112H127ZM137 113V112H136ZM191 113V112H190ZM194 113V112H193ZM206 113V112H205ZM204 113V114H205ZM219 113V112H218ZM217 113V114H218ZM234 113V112H233ZM238 113V112H237ZM53 114V113H52ZM52 114H50V115H52ZM68 114V113H67ZM70 114V113H69ZM77 114V113H76ZM76 114H75V116H76ZM126 113H124V115H125ZM138 114V113H137ZM168 114V115H169ZM192 114V113H191ZM202 114V113H201ZM210 114V113H209ZM212 114V113H211ZM221 114V113H220ZM11 115H13V114H11ZM22 115V114H21ZM25 115V119H26V116H29V115H26V114H24ZM23 115V116H24ZM35 116H36V114H34ZM33 115V116H34ZM39 115V114H38ZM62 115V114H61ZM64 115H66V114H64ZM109 115H111V114H109ZM113 115V114H112ZM118 115V114H117ZM128 115V114H127ZM139 115V114H138ZM193 115H195V114H193ZM203 115V114H202ZM206 115V114H205ZM48 116V115H47ZM72 116H74V115H72ZM77 116H78V114H77ZM86 116V115H85ZM116 116V115H115ZM198 116H200V115H198ZM198 116H197V118H198ZM225 116V115H224ZM228 116V115H227ZM233 116V115H232ZM37 117V116H36ZM38 117H40V115L38 116ZM112 117V116H111ZM111 117H109V118H111ZM189 117V116H188ZM193 117V116H192ZM226 117V116H225ZM236 117V116H235ZM241 117V116H240ZM240 117H238V118H240ZM4 118V119H5ZM21 118V117H20ZM23 118V117H22ZM30 118V117H29ZM59 118V117H58ZM89 118V117H88ZM93 118V117H92ZM103 118V117H102ZM114 118V117H113ZM119 118V117H118ZM125 118V117H124ZM138 118H141V116L139 117L138 116ZM169 118H171V117H169ZM175 118V117H174ZM186 118V117H185ZM194 118H195V116H194ZM205 118V117H204ZM216 118V117H215ZM227 118V117H226ZM226 118H224V119H226ZM9 119V118H8ZM24 119V118H23ZM23 120V121H26V120ZM27 119H28V117H27ZM34 119H37V118H34ZM68 119H70V117L68 118ZM96 119H98V118H96ZM106 119V118H105ZM112 119V118H111ZM120 119V118H119ZM133 119V118H132ZM154 119H156V118H154ZM162 119H165V118H162ZM173 119V118H172ZM172 119H171V121H172ZM181 119V118H180ZM190 119V118H189ZM198 119H200V118H198ZM198 119H196V120H198ZM245 119V118H244ZM14 120V119H13ZM83 120H85V119H83ZM102 120V119H101ZM100 120V121H101ZM104 120V119H103ZM102 120V121H103ZM114 121L116 120L115 118L113 119ZM126 120H127V118H126ZM147 120H149V119H147ZM177 120V119H176ZM195 120V119H194ZM195 120V121H196ZM220 120V119H219ZM264 120V119H263ZM22 121V120H21ZM99 121V122H100ZM101 121V122H102ZM123 121H125V120H123ZM133 121V120H132ZM134 121H135V119H134ZM145 121V120H144ZM188 121V120H187ZM208 121V120H207ZM16 122V121H15ZM14 122V123H15ZM63 122V121H62ZM120 122V121H119ZM148 122V121H147ZM156 122V121H155ZM165 122H167V121H165ZM197 122V121H196ZM218 122V121H217ZM231 122V121H230ZM58 123V122H57ZM60 123V122H59ZM65 123V121L63 122V124ZM98 123V122H97ZM110 123V122H109ZM141 123H142V120H141ZM145 123H146V121H145ZM153 123V122H152ZM172 123H174V122H172ZM176 123V122H175ZM178 123V122H177ZM176 123V124H177ZM181 123V122H180ZM207 123V122H206ZM210 123V122H209ZM223 122H221V124H222ZM228 123H229V121H228ZM235 123V122H234ZM259 123V122H258ZM3 125H4V123H2ZM6 124V123H5ZM9 124H11V123H9ZM33 125L35 124V123H32ZM55 124V123H54ZM148 124V123H147ZM156 124H157V122H156ZM168 124H171V123H168ZM182 124V123H181ZM188 124V123H187ZM191 124V123H190ZM190 124H188L189 126H190ZM194 124V123H193ZM212 124V123H211ZM216 124V123H215ZM238 124V123H237ZM245 124V123H244ZM1 125V124H0ZM68 125V124H67ZM73 125V124H72ZM83 125H84V123H83ZM101 125V124H100ZM118 125V124H117ZM125 125V124H124ZM128 125V124H127ZM145 125V124H144ZM154 125V124H153ZM183 125H185V124H183ZM192 125V124H191ZM223 125H224V123H223ZM262 125V124H261ZM5 126V125H4ZM28 126V125H27ZM30 126V125H29ZM42 126V125H41ZM55 126V125H54ZM65 126V125H64ZM74 126V125H73ZM103 126V125H102ZM120 126V125H119ZM160 126V125H159ZM176 126V125H175ZM236 126V125H235ZM240 126V125H239ZM254 126V125H253ZM260 126V125H259ZM9 127V126H8ZM22 127V126H21ZM24 127V126H23ZM25 127H26V125H25ZM168 127V126H167ZM184 127V126H183ZM224 127V126H223ZM231 127V126H230ZM261 127V126H260ZM263 128H264V126H262ZM34 128H36V126L34 127ZM54 128V127H53ZM55 128H59V125H57V127H55ZM65 128H67V127H65ZM94 128V127H93ZM111 128V127H110ZM166 128V127H165ZM172 128H174V126H171V129ZM176 128V127H175ZM226 128V127H225ZM14 129V128H13ZM30 128H28L27 130H29ZM47 129V128H46ZM71 129V128H70ZM89 129V128H88ZM112 129V128H111ZM124 129H127V128H124ZM130 129V128H129ZM142 129V128H141ZM152 129V128H151ZM227 129V128H226ZM8 129L6 128V127H1L0 126V133L1 134H4L5 136H7V134H5V133H7V132H9V131H7ZM21 130L22 129H20V127H16V131H19V132H21ZM23 130H24V128H23ZM22 130V131H23ZM36 130V129H35ZM64 131H65V129H63ZM81 130V129H80ZM110 130V129H109ZM157 130V129H156ZM159 130V129H158ZM166 130V129H165ZM183 130V129H182ZM206 130V129H205ZM209 130V129H208ZM231 131H232V129H230ZM235 130V129H234ZM7 131V132H6ZM77 131H79V130H77ZM83 131V130H82ZM89 131V130H88ZM92 131V130H91ZM120 131H122L121 129H120ZM140 131V130H139ZM32 132V131H31ZM73 132V131H72ZM76 132V131H75ZM108 132V131H107ZM110 132H112V131H110ZM110 132H109V134H110ZM172 132V131H171ZM23 133V132H22ZM46 133V132H45ZM66 133V132H65ZM80 133V132H79ZM85 133H86V131H85ZM88 133V132H87ZM120 132H118L117 133V131H116V133L115 134H119ZM124 133H125V131H124ZM152 133V132H151ZM153 133H154V130H153ZM187 137H190V135H189V133L188 132H183ZM234 133H236V132H234ZM257 133H258V131H257ZM262 133H263V131H262ZM27 134V133H26ZM48 134H51V133H48ZM60 134V133H59ZM67 134V133H66ZM78 133L76 132V134L75 135H77ZM81 134V133H80ZM101 134V133H100ZM99 134V135H100ZM123 134V133H122ZM122 134H121V136H122ZM147 135H148V133H146ZM164 134H166V133H164ZM182 134V133H181ZM230 134V133H229ZM52 136H53V134H51ZM51 135H50V137H51ZM60 135H62V134H60ZM59 135V136H60ZM82 135V134H81ZM80 135V136H81ZM107 135V134H106ZM120 135V134H119ZM127 134H125V136H126ZM133 135V134H132ZM160 135H161V133H160ZM167 135V134H166ZM169 135H171V134H169ZM173 135V134H172ZM196 135V134H195ZM222 135V134H221ZM227 135V134H226ZM230 135H232V133L230 134ZM259 135V134H258ZM4 136V137H5ZM11 136V135H10ZM33 136V135H32ZM57 136V135H56ZM62 136H64V135H62ZM71 136V135H70ZM79 136V135H78ZM83 136V135H82ZM87 136V135H86ZM110 136V135H109ZM178 136V135H177ZM176 136V137H177ZM224 136V135H223ZM228 136V135H227ZM242 136V135H241ZM260 136V135H259ZM22 137H23V135H22ZM25 137H27V136H25ZM25 137H23V138H25ZM41 137H45L46 139L47 138H50V137H48L47 135L46 136H42V135H39V138L41 139ZM54 137H55V135H54ZM58 137V136H57ZM72 137V136H71ZM96 137H98V136H96ZM103 137V136H102ZM111 137V136H110ZM128 137V136H127ZM136 137V136H135ZM144 137V136H143ZM207 137H208V134H207ZM211 137V136H210ZM237 137V136H236ZM11 138V137H10ZM31 137H29V139H30ZM45 138H43V140L45 139ZM52 138V137H51ZM89 138V137H88ZM91 138V137H90ZM99 138V137H98ZM97 138V140H99ZM130 138H131V136H130ZM165 138V137H164ZM168 138H169V136H168ZM172 138H173V136H172ZM193 138V137H192ZM212 138V137H211ZM208 139V140H206L205 142H193V143H189V142H187V141H184V143L187 145V147H188V149H187V147H186V145H185V147H186V149H187V151L189 150V152L194 156V157H196L197 159H199L200 161H201V164L203 163V165H205V167L206 168H209V169H213L212 167H218L219 165H218V163H217V161L219 162V160H218V158H220V146L223 144V141H224V139H223V141H222V139H221V136H220V133L219 132H216V137L215 138H213V139ZM239 138V137H238ZM14 139V138H13ZM60 139V138H59ZM68 139V138H67ZM67 139H65V140H67ZM73 139V138H72ZM96 139V138H95ZM106 138H104V140H105ZM108 139V138H107ZM112 139V138H111ZM136 139V138H135ZM169 139H171V138H169ZM175 139V138H174ZM178 139V138H177ZM234 139V138H233ZM15 140V139H14ZM19 140V139H18ZM26 140H28V139H26ZM30 140H32V139H30ZM29 140V141H30ZM82 140V139H81ZM94 140V139H93ZM132 140V139H131ZM161 140V139H160ZM168 140V139H167ZM235 140V139H234ZM242 140V139H241ZM244 140V139H243ZM3 140H1L0 139V264H106L105 262H104V251L106 250V252L108 253V257L110 258V260L112 259V260H114L117 264H154V262H163V260L165 259V257H166V252L167 251H169V250H165L164 252L162 251V250H160V249H158L156 246H155V244H152L148 239H146L142 234H139L138 232L136 233V237L137 238H134V239H136V245H133V247L131 248V250L130 251H128V252H130V254L127 256V257H123V256H120V255H117V253L115 252V248H114V243L116 242H119V241H117L119 238H121V237H123V235L127 232H125V230H123L122 228H120L121 227V225H120V223H119V225H120V227L118 226V227H116V233L115 234H111V236H110V239L108 240V242H106V243H102V241L103 240H101L100 241V235H102L101 233L104 231V229L102 228L103 226H102V223H103V221L105 220V219H111V220H114L117 216H119L120 215V221H123V220H127V221H131V223H133L132 221H135L136 220V218L138 217V216H140V218L142 219V222H143V224L145 225V228H146V230H144L145 232L146 231H149V232H156V231H154L153 230V226H152V224H153V222H152V224H148V220L150 219H154V218H159L158 220L159 221H163V219L164 218H167V216H166V214L162 211V212H159V210H157V212L158 213H154V210L153 209H151L152 210V212L153 213H150L149 211H148V209H147V206H146V208L144 207V203H145V201H147L148 199H150V197H151V195H159V194H161L162 193V185L163 184H165V185H167V186H169V188L170 189H173L175 192H177V193H179L182 197H183V199L185 200V201H187V202H189V203H191L192 205H193V207H192V212L193 213H195L196 212V209H197V207H198V209H203V205H204V203L205 202H203V197H202V194H199L198 192H197V190H194L195 188H196V186H197V184H199V183H194L196 186H195V188H194V186H193V191L191 192V193H189L187 190H185L183 187H182V185H181V183L179 182V180L178 179H180V178H178V179H176V178H174V176L172 175V173L168 170V169H163L164 167H162L161 168V166L163 165H161V166H159V165H155V164H153V166L155 167V168H157L159 171H161V174H162V176H164V179L160 182V181H157L156 179L154 180V178L152 179V181L149 179V176H150V172H148V174L147 173H142L141 172V164L139 163V162H137V160L135 161V159L133 160V159H124L125 160V162H124V164H122L121 162H120V160L118 159V158H115V157H113V158H100L99 160L98 159H96V160H91V161H93V163H91V164H93V167L94 168H100V167H103V168H107L108 169V166L110 167L111 166V168H113L114 169V167H117L118 168V166H120L123 170H125V172L127 173V172H131V176H129V178H127V179H121V180H119V181H116V179L114 178V176H112V175H110V176H112L113 178H114V180L116 181V182H114L113 183V181L111 182L110 180L109 181H106V182H109V185L111 184V183H113V184H111V185H113L114 186V189H113V187L112 188H110V186L108 185V184H104V185H107V186H109V188H110V191H108V192H105V193H99V192H97V190L99 191V189H96V191L94 190V191H91V187H89L87 184H85V183H82V184H80V183H78V181L76 182H74V185H76V186H79L77 189H75L74 187H76V186H69L70 187V190H72L71 189V187L72 188H74V190H72V191H74V193L73 194H75V197H77V199L79 198H81L83 201H85L86 202V204H87V206H86V210L87 211H85V212H80V213H75V211H73V210H75V209H73V208H70V206L66 203V199H65V197H66V191L68 190L67 188H64V186H68V182L70 183V181H72L71 179H67V177L68 176H66V178L63 176V173L62 172H68V173H71V172H75V171H82V170H86V168H88V165L86 164H84V163H80V162H76V161H74L71 157H70V159H68L66 162H65V164H63V166L61 167L60 166V168L57 170V169H55V165L57 164L56 162L59 160V159H61V157H68V155L69 154H71V153H73V152H71V151H69L70 150V148H68V149H59V150H57L58 151V153H59V157H58V159H56L55 157H51V156H53V154H55V152L53 151V150H48V148L46 149V148H43V147H41V148H39V145L38 146H36V145H34V144H30V143H27V141H25V140H23L24 141V146H27L26 147V150H25V152L26 153H32V154H38V153H44V154H50V156H46V157H42L41 156V158H39V160L37 161L36 160V162L35 163H32L31 162V164H29L28 165V167H24V168H21V169H18V171L17 172H20V173H23V174H26L25 176H21L20 174L18 175V176H14L13 174H14V171H15V163L18 161V160H16V154L18 153V152H21V151H19V150H17L16 149V147L15 148H10L11 146H9V148L10 149H8V150H4V151H2L3 150V142H2ZM10 141V140H9ZM38 141V140H37ZM42 141V140H41ZM40 141V142H41ZM46 141V140H45ZM50 141V140H49ZM72 141V140H71ZM76 141V140H75ZM80 141V140H79ZM117 141V140H116ZM125 141V140H124ZM133 141H134V139H133ZM170 141V140H169ZM250 141V140H249ZM21 142H22V140H21ZM31 142V141H30ZM43 142V141H42ZM78 142V141H77ZM85 142V141H84ZM88 142V141H87ZM118 142V141H117ZM117 142H115V143H117ZM132 142V141H131ZM147 142V141H146ZM151 142V141H150ZM157 142V141H156ZM232 142V141H231ZM236 142V141H235ZM258 142V141H257ZM16 143H18V142H15V146H16ZM47 143V142H46ZM51 143V142H50ZM49 143V144H50ZM53 143V142H52ZM60 143V142H59ZM69 143V142H68ZM67 143V144H68ZM73 143H75V142H73ZM73 143H71V144H73ZM82 143V142H81ZM107 143V142H106ZM130 143V142H129ZM128 143V144H129ZM137 143V142H136ZM135 143V144H136ZM160 143V142H159ZM164 143V142H163ZM168 143V142H167ZM243 143H245L244 141H243ZM8 144V143H7ZM42 144V143H41ZM48 144V145H49ZM70 144V143H69ZM139 144V143H138ZM144 144V143H143ZM157 144V143H156ZM169 144V143H168ZM173 144V143H172ZM175 144V143H174ZM178 144V143H177ZM180 144V143H179ZM246 144V143H245ZM244 144V145H245ZM254 144V143H253ZM43 145H44V143H43ZM55 146H56V142H55V144H54ZM58 145V144H57ZM63 145H66V144H62V146ZM78 145V144H77ZM82 145V144H81ZM105 145V144H104ZM107 145V144H106ZM108 145H110V144H108ZM115 145V144H114ZM119 145V144H118ZM117 145V146H118ZM122 145V144H121ZM126 145V144H125ZM131 145V144H130ZM145 145V144H144ZM235 145H238L237 143H235ZM14 146V145H13ZM58 146H61V145H58ZM74 146H76L75 144H74ZM101 146H103V144L101 145ZM128 146V145H127ZM126 146V147H127ZM136 146V145H135ZM150 146V145H149ZM169 146V145H168ZM180 146V145H179ZM234 146V145H233ZM247 146V145H246ZM17 147H19V146H17ZM69 147H70V145H69ZM77 147V146H76ZM130 147H132V146H130ZM143 147H146V146H143ZM161 147V146H160ZM171 147H172V145H171ZM181 147V146H180ZM184 147V148H185ZM2 148V149H1ZM57 148H59V147H57ZM64 148H65V146H64ZM72 148H74V147H72ZM170 148V147H169ZM183 148V147H182ZM223 148V147H222ZM50 149H53V147L51 146V148ZM56 149V148H55ZM92 149V148H91ZM90 149V150H91ZM107 149V148H106ZM106 149H103V150H106ZM122 149V148H121ZM131 149V148H130ZM133 149H135V147L133 148ZM233 149V148H232ZM246 149V148H245ZM20 150H22V149H20ZM83 150V149H82ZM89 149H88V151H90ZM94 150H95V147H94ZM110 150V149H109ZM137 150V149H136ZM170 150V149H169ZM172 150V149H171ZM176 150V149H175ZM237 150V149H236ZM254 150V149H253ZM257 150V149H256ZM56 151V150H55ZM88 151H87V153H88ZM99 151H101V150H99ZM145 151V150H144ZM180 151H181V149H180ZM252 151V150H251ZM71 152V153H70ZM75 152V151H74ZM79 152V151H78ZM117 152V151H116ZM124 152V151H123ZM140 152V151H139ZM151 152V151H150ZM176 152V151H175ZM182 152H184L183 150H182ZM90 153V152H89ZM141 153V152H140ZM172 153V152H171ZM190 153L189 154H187V155H190ZM256 153V152H255ZM56 154H57V152H56ZM78 154V153H77ZM163 154H164V152H163ZM185 154V153H184ZM23 155V154H22ZM25 155V154H24ZM105 155V154H104ZM108 155V154H107ZM154 155V154H153ZM170 155V154H169ZM250 155V154H249ZM3 156H5V160H3ZM35 156V155H34ZM39 156V155H38ZM37 156V157H38ZM142 156H143V154H142ZM149 156V155H148ZM172 156V155H171ZM179 156V155H178ZM191 156V155H190ZM19 157H21V155L19 156ZM27 157H28V155H27ZM189 157V156H188ZM194 157H192V158H194ZM258 157V156H257ZM259 157H262V156H260L259 155ZM31 158V157H30ZM98 158V157H97ZM136 158V157H135ZM151 158V157H150ZM153 158V157H152ZM166 158H167V156H166ZM165 158V159H166ZM28 159H29V157H28ZM37 159V158H36ZM145 159V158H144ZM148 159H149V157H148ZM173 159V158H172ZM189 159H190V157H189ZM197 159H193L194 160V162H196V164L198 165V163H197ZM260 159V158H259ZM24 160V159H23ZM122 160V159H121ZM254 160V159H253ZM264 160V159H263ZM262 160V161H263ZM90 161V162H91ZM95 161V162H94ZM149 161V160H148ZM148 161H147V163H148ZM168 161V160H167ZM170 161V160H169ZM173 161V160H172ZM175 161V160H174ZM90 162H89V164H90ZM155 162H158V161H155ZM177 162V161H176ZM260 162H261V159H260ZM26 163H27V161H26ZM29 163V162H28ZM160 163V162H159ZM162 163H163V161H162ZM165 163V162H164ZM167 163V162H166ZM173 163V162H172ZM175 163V162H174ZM177 164V163H176ZM190 164H191V162H190ZM23 165V164H22ZM170 165V164H169ZM172 165V164H171ZM194 165V164H193ZM218 165V166H217ZM220 165H221V163H220ZM259 165H260V163H259ZM258 165V166H259ZM21 166V165H20ZM20 166H18V167H20ZM55 166V167H54ZM92 166V165H91ZM90 166V167H91ZM100 166V167H99ZM113 166V167H112ZM196 166V165H195ZM195 166H193V167H195ZM250 166V165H249ZM93 167H92V169H93ZM120 167H119V169H120ZM167 167V166H166ZM165 167V168H166ZM175 167H177L178 168V165L177 166H175ZM201 167H203L202 165H201ZM142 168H144V167H142ZM146 168V167H145ZM168 168H169V166H168ZM177 168H176V170H177ZM205 168V169H206ZM215 168V169H216ZM220 168V167H219ZM248 168V167H247ZM252 168V167H251ZM88 169H90V168H88ZM107 169H106V171H107ZM112 169V170H113ZM122 169H120V170H122ZM181 169V168H180ZM179 169V170H180ZM188 169V168H187ZM190 169V168H189ZM191 169H192V167H191ZM196 169V168H195ZM198 169V168H197ZM199 169H200V167H199ZM198 169V170H199ZM201 169H203V168H201ZM200 169V170H201ZM253 169V168H252ZM257 169V168H256ZM104 170V169H103ZM103 170H101V171H103ZM108 170H110V169H108ZM118 170V169H117ZM122 170V171H123ZM182 170H183V168H182ZM199 170V171H200ZM221 170V169H220ZM220 170H218L219 172V174H220ZM95 171V170H94ZM144 171H146V170H144ZM205 171H207V170H205ZM204 171V172H205ZM211 171V170H210ZM254 171V170H253ZM83 172V171H82ZM85 172V171H84ZM96 172V171H95ZM114 172V171H113ZM252 172V171H251ZM62 173V174H61ZM78 173V172H77ZM93 173V172H92ZM92 173H91V175H92ZM104 173H106L105 171H104ZM109 173V172H108ZM116 173V172H115ZM123 173H124V171H123ZM182 173V172H181ZM184 173H185V171H184ZM188 173V172H187ZM189 173H190V171H189ZM207 173V172H206ZM205 173V174H206ZM213 173H215V172H213ZM217 173V172H216ZM16 174H18V173H16ZM15 174V175H16ZM73 174V173H72ZM78 174H80V173H78ZM83 174V173H82ZM86 174V173H85ZM90 174V173H89ZM98 174V173H97ZM100 174V173H99ZM101 174H103V173H101ZM119 174V173H118ZM122 174V173H121ZM192 174V173H191ZM203 174V173H202ZM205 174H204V176H205ZM208 174V173H207ZM210 174V173H209ZM225 174V173H224ZM69 175V174H68ZM90 175V176H91ZM104 176H106L105 174H103ZM108 175V176H109ZM115 175V174H114ZM125 176H127V174H124ZM124 175H122V176H124ZM185 175H187V174H185ZM196 175V174H195ZM211 175V174H210ZM209 175V176H210ZM212 175H214V174H212ZM83 176V175H82ZM93 176V175H92ZM95 173H94V178H95ZM98 176V175H97ZM120 176V175H119ZM118 176V178L120 179V177ZM188 176V175H187ZM191 176V175H190ZM201 175H199V178H204V177H200ZM217 176H219V175H217ZM217 176H215L214 175V177H217ZM72 177V176H71ZM70 177V178H71ZM78 177V176H77ZM76 177V178H77ZM84 177H85V175H84ZM112 177H111V180H112ZM153 177V176H152ZM195 177V176H194ZM223 177V176H222ZM73 178V177H72ZM97 178V177H96ZM99 178V177H98ZM105 178V177H104ZM107 178V177H106ZM117 178V179H118ZM150 178H151V176H150ZM189 178H191V177H189ZM207 178V177H206ZM209 178H212L213 179V177H208V179ZM13 179V180H12ZM14 179H15V181H14ZM86 179V178H85ZM110 179V178H109ZM211 179V180H212ZM237 179V178H236ZM78 180H79V178H78ZM106 180V179H105ZM105 180L103 179L102 181H101V183L103 184V181H104V183H105ZM203 180V182H205V180L204 179H202ZM210 180V181H211ZM215 180H216V178H215ZM11 181H14V183L13 184H11ZM97 181V180H96ZM99 181H100V179H99ZM185 181V180H184ZM218 181H219V183H220V181L222 182V181H224L223 179L222 180H219L218 179ZM73 182V181H72ZM80 182V181H79ZM111 182V183H110ZM191 182V181H190ZM194 182H196V181H194ZM198 182V181H197ZM207 182H208V180H207ZM212 182V181H211ZM211 182H210V184H211ZM213 182H214V179H213ZM215 182H217V181H215ZM257 182V181H256ZM89 183V182H88ZM100 183V182H99ZM247 183V182H246ZM56 184H59V185H57L56 186ZM90 184H91V182H90ZM206 184V183H205ZM209 184V183H208ZM221 184H223L224 186H225V184L226 183H224V182H222ZM248 184V183H247ZM94 185V184H93ZM98 185V184H97ZM101 185V184H100ZM103 185V187H105ZM58 186H60V187H58ZM106 186V187H107ZM219 186V185H218ZM93 187V186H92ZM97 187V186H96ZM102 187V188H103ZM186 187V186H185ZM208 187V186H207ZM210 187H213V185H211ZM215 187V186H214ZM108 188V187H107ZM108 188V189H109ZM205 188V187H204ZM253 188V187H252ZM111 189H113L112 191H111ZM199 189V188H198ZM201 189V188H200ZM199 189V190H200ZM207 189V188H206ZM210 189V188H209ZM214 189V192H215V188H213ZM249 189V188H248ZM107 190V189H106ZM198 190V191H199ZM218 190V189H217ZM216 190V192H218ZM202 191V190H201ZM211 190H209V191H207V192H210ZM251 191V190H250ZM203 192H205L204 190H203ZM214 192H212L213 193V195H214ZM220 192V191H219ZM202 193V192H201ZM206 193V192H205ZM72 194V193H71ZM208 194H210V193H207V196H208ZM218 194H220V193H218ZM240 194H242V192L240 193ZM165 195V194H164ZM212 195V196H213ZM249 195H251V192H250V194ZM204 196H206V195H204ZM222 196V195H221ZM248 196V195H247ZM163 197V196H162ZM164 197H166V196H164ZM163 197V198H164ZM209 197V196H208ZM215 197H217L218 198V196L216 195ZM155 198V197H154ZM154 198H152V199H154ZM170 198V197H169ZM220 198H222V197H220ZM247 198V197H246ZM250 198V197H249ZM156 199H158V198H156ZM168 199V198H167ZM211 199H212V197H211ZM216 198H214V200H215ZM250 199H252V198H250ZM254 199V198H253ZM72 200H73V198H72ZM71 200V201H72ZM172 200V199H171ZM178 200V199H177ZM217 200V199H216ZM155 201V200H154ZM163 201L165 202V200L163 199ZM169 201V200H168ZM212 201H213V199H212ZM218 201V200H217ZM151 202H152V200H151ZM161 202V201H160ZM180 202V201H179ZM215 202V201H214ZM220 202V201H219ZM255 202V201H254ZM69 203H70V200H69ZM154 203V202H153ZM157 203H159V202H157ZM172 203H175V202H172ZM177 203V202H176ZM238 203H241V202H238ZM244 203V202H243ZM246 204H247V202H245ZM244 203V204H245ZM147 204V202L145 203V205ZM156 204V203H155ZM166 204V203H165ZM177 204H179V203H177ZM180 204H181V202H180ZM214 204H216V203H214ZM248 204H250V203H248ZM256 204V203H255ZM81 205V204H80ZM159 205H160V203H159ZM159 205H157V206H159ZM168 205H169V203H168ZM213 205V204H212ZM211 205V206H212ZM252 205V204H251ZM75 206V205H74ZM76 206H78V205H76ZM75 206V207H76ZM84 206V205H83ZM110 207L109 209H111L112 208V210H113V213H114V215L112 216L111 214V216H110V218H108L107 216H104L105 214H104V208L105 207ZM149 206V205H148ZM181 206V205H180ZM179 206V207H180ZM208 206V205H207ZM244 206V205H243ZM242 206V207H243ZM260 206V205H259ZM151 207V206H150ZM155 207V206H154ZM214 207V206H213ZM220 207H222V206H220ZM82 208V207H81ZM208 208H209V206H208ZM250 208V207H249ZM248 208V209H249ZM255 208V207H254ZM73 209V210H72ZM76 209H77V207H76ZM84 209V210H85ZM157 209V208H156ZM155 209V210H156ZM243 209H244V207H243ZM247 209V210H248ZM106 210V209H105ZM111 210V211H112ZM210 210V209H209ZM216 210V209H215ZM246 210V211H247ZM251 210V209H250ZM150 213H148V212ZM106 212V211H105ZM156 212V211H155ZM218 212V211H217ZM241 212H243V211H241ZM248 212H249V210H248ZM109 213V210L106 212V214H108ZM244 213H245V211H244ZM174 214V213H173ZM173 214H172V216L171 217H173ZM238 214V213H237ZM236 214V215H237ZM246 216V215H245ZM107 217V218H106ZM238 217H239V215H238ZM175 218V217H174ZM243 218V217H242ZM121 219H123V220H121ZM247 219V218H246ZM119 220V219H118ZM167 219H164V221H166ZM169 220V219H168ZM179 220V219H178ZM233 220V219H232ZM239 220V219H238ZM237 220V221H238ZM243 221H244V219H242ZM90 221H92V222H94V224H95V226L94 225H92V226H94L93 228H91L92 229V233H90V235H91V237H89V233H87V231H88V224H89V222ZM106 221V220H105ZM119 221V222H120ZM137 221V220H136ZM169 221H171V220H169ZM246 222H247V220H245ZM108 222H110V221H108ZM115 222V221H114ZM138 222V221H137ZM142 222H141V224H142ZM150 222V221H149ZM157 222V221H156ZM172 222V221H171ZM173 222H175L176 224H179L178 223V221L176 220V219H174L173 220ZM181 223H180V225L179 226H177L176 228H177V230H178V235H182V238H186V241H187V243H188V245H189V250H194V251H196L197 250V257L198 258H200L201 257V262H202V264H211V262H210V260H208V259H206L205 258V256L203 255V253L200 251V245H201V240H200V233H199V231L194 227V225L192 224V223H190V222H183V221H180ZM112 223V222H111ZM127 223V222H126ZM130 223V224H131ZM151 223V222H150ZM160 223V222H159ZM123 224H124V222H123ZM166 224V223H165ZM170 223L168 222V226L170 227V225H169ZM133 225V224H132ZM172 225V224H171ZM115 226V225H114ZM131 226V225H130ZM142 226V225H141ZM166 226V225H165ZM164 226V227H165ZM236 226H239V225H236ZM236 226H235V228H236ZM263 226V225H262ZM91 227V226H90ZM106 227V226H105ZM109 227H110V224H109ZM111 227H113V225L111 226ZM134 227H136V226H134ZM144 227V226H143ZM159 228H160V226H158ZM124 228V227H123ZM138 228V227H137ZM136 228V229H137ZM156 228V227H155ZM154 228V229H155ZM167 228V227H166ZM254 228V227H253ZM112 229V228H111ZM124 229H126V228H124ZM133 229V228H132ZM139 229V228H138ZM140 229H142V227H140ZM157 229V228H156ZM165 229V228H164ZM163 229V230H164ZM108 230H110V229H108ZM128 230V229H127ZM135 230V229H134ZM169 230V229H168ZM229 230V229H228ZM114 231V230H113ZM129 231V230H128ZM130 231H131V229H130ZM137 231V230H136ZM141 231V230H140ZM160 231H161V228H160ZM89 232H90V230H89ZM110 232V231H109ZM135 232V231H134ZM148 232V233H149ZM158 232V231H157ZM105 233H107V232H105ZM110 233H113V232H110ZM128 233V232H127ZM140 233H142V232H140ZM144 233V232H143ZM150 233V234H151ZM227 233H228V231H227ZM104 234V233H103ZM135 234V233H134ZM158 234V233H157ZM156 234V235H157ZM166 234H169V233H166ZM171 234V233H170ZM169 234V235H170ZM174 233H172V235H173ZM176 234V233H175ZM256 234V233H255ZM106 235V234H105ZM108 235H109V233H108ZM128 235V234H127ZM133 235V234H132ZM131 235V236H132ZM228 235V234H227ZM259 235H264V231H261V232H259ZM151 236V235H150ZM160 236V235H159ZM184 236V237H183ZM126 237V236H125ZM129 237V236H128ZM168 237V236H167ZM173 237V236H172ZM107 238V237H106ZM154 238V237H153ZM177 238V237H176ZM181 238V239H182ZM204 238V237H203ZM202 238V239H203ZM222 238V237H221ZM102 239V238H101ZM122 239V238H121ZM193 239V240H192ZM220 239V238H219ZM228 239V238H227ZM239 239V238H238ZM105 240V239H104ZM151 240V239H150ZM161 240V239H160ZM168 240V239H167ZM175 240V239H174ZM179 240H180V238H179ZM184 240V239H183ZM182 240V241H183ZM207 240V239H206ZM217 240V239H216ZM127 241V240H126ZM134 241V240H133ZM162 241H166V240H162ZM171 241V240H170ZM181 241V240H180ZM181 241V242H182ZM125 242V241H124ZM174 242V241H173ZM173 242H171V243H173ZM176 242V241H175ZM174 242V243H175ZM204 242V241H203ZM122 243V242H121ZM120 243V244H121ZM128 243H130V242H128ZM185 243V242H184ZM205 243V242H204ZM260 243H261V241H260ZM179 244V243H178ZM117 245H118V243H117ZM132 245V244H131ZM172 245H174V244H172ZM180 245H182V244H180ZM204 245V244H203ZM213 245V244H212ZM171 246V245H170ZM207 246V245H206ZM205 246V247H206ZM210 246H211V244H210ZM127 247V246H126ZM125 247V248H126ZM176 247H178V246H176ZM174 248V249H179L180 250V248ZM181 247H183V246H181ZM123 248V247H122ZM185 248H186V246H185ZM184 248V249H185ZM118 249V248H117ZM127 249V248H126ZM183 249V250H184ZM196 249V250H195ZM209 249H211V247L209 248ZM208 249V250H209ZM182 250V251H183ZM205 250V249H204ZM225 251V250H224ZM118 252V251H117ZM123 252H126V251H123ZM186 252V251H185ZM189 252V251H188ZM193 252V251H192ZM219 252V251H218ZM172 254V253H171ZM189 254V253H188ZM195 255H196V253H194ZM231 254V253H230ZM125 256H126V254H124ZM173 255H175V254H173ZM172 255V256H173ZM178 256V255H177ZM177 256H175V257H177ZM263 256H264V254H263ZM107 257V258H108ZM168 257V256H167ZM219 257V256H218ZM223 257V256H222ZM225 257V256H224ZM231 257H232V255H231ZM108 258V259H109ZM173 258H174V256H173ZM178 258V257H177ZM188 257H186V259H187ZM197 258V259H198ZM255 259H256V257H254ZM254 258H252V259H254ZM189 259V258H188ZM249 259V258H248ZM174 260H175V258H174ZM178 260V259H177ZM190 260V259H189ZM199 260V259H198ZM226 260V259H225ZM250 260H251V258H250ZM256 260H258V259H256ZM256 260L254 261V262H256ZM262 260V259H261ZM260 260V261H261ZM169 261H171V260H169ZM195 261H196V259H195ZM259 261V260H258ZM257 261V262H258ZM259 261V262H260ZM107 262V261H106ZM165 262V261H164ZM199 262H200V260H199ZM258 262V263H259ZM262 262H264V260L262 261ZM172 263V262H171ZM170 263V264H171ZM216 264H219V262L218 261H216L215 262ZM251 263H253V261H251ZM169 264V263H168ZM176 264V263H175ZM229 264V263H228ZM231 264H232V262H231ZM255 264V263H254ZM260 264V263H259ZM264 264V263H263Z\"/></svg>",
	"mask_w": 264,
	"mask_h": 264
},
{
	"label": "crops",
	"instance_id": "3",
	"mask_svg": "<svg viewBox=\"0 0 264 264\" xmlns=\"http://www.w3.org/2000/svg\"><path fill=\"white\" fill-rule=\"evenodd\" d=\"M77 1L79 0H70V48L66 49V52L70 53V65L82 67L84 73L98 77L104 76V68L107 66L137 67L138 70L141 67L144 72L141 71L140 74H152L153 70L149 68L156 66V61L160 59L163 61L162 66L181 68L182 77L178 82L185 83V88L190 83L196 86L199 83V91L203 96L206 94L208 99L225 105L231 114L229 123L211 124V130L215 132L208 137L213 139L216 132L220 133L222 141L224 139L221 146L227 148L228 158L230 157L227 160L230 177L240 178L238 172L245 159L241 161V155L235 153V148H247L252 145L246 140L250 138L251 130L258 131L260 136L262 131L264 133V128L259 126L261 123L253 126L247 121L248 115H264V102L260 101L264 100V0H83L85 4L76 8ZM98 4H102L103 11L98 10ZM129 50H136V53L133 51V55ZM138 70L131 73L135 76L134 81L140 84ZM251 78H254V82ZM207 87L210 91H206ZM164 88H170L173 92L172 87ZM179 96L184 101V110L187 113L190 97L183 92L179 93ZM196 99H199V96ZM180 139L184 146L186 144L183 141L202 143L208 140L204 136L200 139ZM242 157L248 156L243 153ZM218 160L223 162L221 157ZM196 161L201 163L199 159ZM245 170L243 168V174Z\"/></svg>",
	"mask_w": 264,
	"mask_h": 264
}]
</instances>
